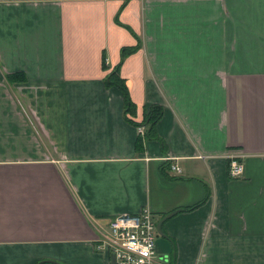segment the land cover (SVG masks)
I'll list each match as a JSON object with an SVG mask.
<instances>
[{"label":"crops","instance_id":"crops-1","mask_svg":"<svg viewBox=\"0 0 264 264\" xmlns=\"http://www.w3.org/2000/svg\"><path fill=\"white\" fill-rule=\"evenodd\" d=\"M146 208L161 264H264V0H0V264H114Z\"/></svg>","mask_w":264,"mask_h":264},{"label":"built area","instance_id":"built-area-1","mask_svg":"<svg viewBox=\"0 0 264 264\" xmlns=\"http://www.w3.org/2000/svg\"><path fill=\"white\" fill-rule=\"evenodd\" d=\"M138 132L144 134V129L138 127ZM170 169L179 170L175 165H171ZM243 173L244 163L231 157L228 175L240 178ZM108 228L109 234L100 245L114 255V264H161L163 261V256L155 250L158 234L156 222L148 208L136 214L114 216L109 220Z\"/></svg>","mask_w":264,"mask_h":264},{"label":"trees","instance_id":"trees-1","mask_svg":"<svg viewBox=\"0 0 264 264\" xmlns=\"http://www.w3.org/2000/svg\"><path fill=\"white\" fill-rule=\"evenodd\" d=\"M124 51H126V49ZM16 77H17L16 74L7 75V78L9 80H15ZM104 84H105V86L115 85L121 90L123 100H124V117H125L126 121H128L129 123L136 125V126H139V125L147 126L146 135H147V137H152L155 125L160 120V118L162 117V112H163L162 107L160 105H151L148 108V111H147L144 119L141 122H134L129 118V114H132L131 110L133 108V104H132V102H130V100L128 98L127 88H126L124 82L119 78V76L117 74V69L111 70L105 76ZM201 203L196 204L195 206H192V207L188 208L187 210L194 209L195 207L199 206ZM42 263H45V261L37 262L36 264H42Z\"/></svg>","mask_w":264,"mask_h":264},{"label":"water","instance_id":"water-1","mask_svg":"<svg viewBox=\"0 0 264 264\" xmlns=\"http://www.w3.org/2000/svg\"><path fill=\"white\" fill-rule=\"evenodd\" d=\"M177 212V210H174L168 214H166L165 216H163L162 218H160V220H158L156 222V229H157V234L158 235H161V236H164L163 232H162V224L163 222L169 218L170 216H172L173 214H175Z\"/></svg>","mask_w":264,"mask_h":264},{"label":"rangeland","instance_id":"rangeland-1","mask_svg":"<svg viewBox=\"0 0 264 264\" xmlns=\"http://www.w3.org/2000/svg\"><path fill=\"white\" fill-rule=\"evenodd\" d=\"M157 238V237H156Z\"/></svg>","mask_w":264,"mask_h":264}]
</instances>
